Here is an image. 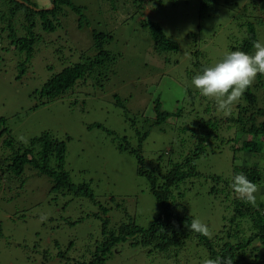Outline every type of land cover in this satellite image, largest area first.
I'll return each instance as SVG.
<instances>
[{"label":"rangeland","instance_id":"1","mask_svg":"<svg viewBox=\"0 0 264 264\" xmlns=\"http://www.w3.org/2000/svg\"><path fill=\"white\" fill-rule=\"evenodd\" d=\"M34 1L44 9L52 6L49 0ZM72 2L82 7L81 13L64 5L57 12L55 31L36 28L38 38L27 59L14 49L16 39L26 35L24 12L11 17V3L0 0V117L4 118L8 136L21 146L44 131L64 140V167L70 181L88 183L93 198L76 196L66 189L53 190L47 175L29 167L21 177L6 176L0 184V264H88L92 248L101 239L102 218H107L109 229L129 220L143 228L154 222L159 204L147 178L137 172L136 155L117 148L123 137L137 147L139 136L147 130L140 152L145 167L158 169L156 159L161 156L164 171L168 148L174 153L170 156L176 158L192 147L194 137L191 131L182 130L183 125L192 124L199 116L223 120L216 129V139L207 144V153L195 161L199 174L223 179L231 177L234 155H241V160L249 163L257 158L234 151L233 146L249 140L264 141L262 134H245L224 122L236 116L235 107L238 110V105L244 104V95L225 114L191 83L198 74L194 62L211 66L235 51L232 47L239 49L244 32L239 9L217 7L201 17L198 0ZM262 14L253 10L256 17L250 20L257 28L258 41L264 43ZM144 20L158 22L179 49L155 51ZM92 31L111 35L102 48L116 56L114 61L96 66L60 97L52 101L40 98L35 92L55 73L96 53ZM251 88L260 100L257 106L263 107L264 75H258ZM156 97L163 110L180 109V115L161 125L153 124ZM259 144L264 163V145ZM222 183L216 184L218 189L225 187ZM212 186L206 176L188 178L172 187L171 201L177 212L206 223L210 239L221 245L226 240L221 233L231 228L226 221L231 196L226 198L225 189L211 192ZM256 194L264 195V189L259 187ZM101 206L107 209L105 214ZM201 244L195 234L181 247L166 252L123 241L116 244L103 264H203L209 257ZM248 248L264 251L260 245ZM61 253L63 257L58 256Z\"/></svg>","mask_w":264,"mask_h":264},{"label":"trees","instance_id":"2","mask_svg":"<svg viewBox=\"0 0 264 264\" xmlns=\"http://www.w3.org/2000/svg\"><path fill=\"white\" fill-rule=\"evenodd\" d=\"M7 1L11 3L8 7L11 17L16 13L24 12L23 26L26 30V35L16 39L17 43L14 49L17 54L23 52L27 59L30 58L34 50L35 41L38 38L35 34L36 28L46 32L55 31L57 24H59L56 20L57 12L64 5L69 6L71 10L78 14L82 11V7L74 4L72 0H49V5L52 4L53 7L46 9H44V6L38 5L34 0ZM198 1L200 2L201 17L215 11L217 7L239 9L241 12L238 17L242 20L240 26L244 31L243 38L238 47L239 49H235L236 47H232V49L252 54L253 42L258 41V32L250 18L256 17V15H252L253 10L256 13L264 14V0H247L244 2L241 0ZM257 18L259 21L262 20L259 14ZM81 24L82 20L80 17L78 25L81 26ZM143 25L147 26L149 30L155 51L165 53L179 49L177 42L166 36L158 22L144 20ZM92 37L96 53L85 60L67 65L60 72L55 73L42 85L39 91L35 92L40 98L52 101L60 97L77 80L86 76L96 66L106 63V61H114L116 56L102 48V44L104 45L105 42L110 41L111 35L92 31ZM62 43L65 45L66 42L63 41ZM67 45L70 46L69 44ZM193 64L198 73H201L207 67L206 63L201 64L199 61ZM22 71L23 65L21 67ZM243 100L244 104H239L238 110L235 107L236 116L227 118L224 122L227 125L229 123L235 125L239 131L245 134L264 135V104L262 103L263 107H258L261 104L260 100H257V95L251 87L245 91ZM161 107L162 103L159 97H156L154 100L155 117L152 119L153 124L161 125L167 119L176 118L180 115V109L167 111ZM205 111L209 112V108L205 109ZM214 118L206 120L199 116L194 119L192 124L181 127L182 130L191 131V137H194L192 147L187 153L176 155V158L170 156V154L174 153L168 148V166L164 171L161 169V156L156 159L158 169L145 167L144 157L140 152L142 141L148 134L147 130L142 135L140 134L137 147H132L130 142L124 137L122 138L123 141L119 140L117 142V148L120 151L127 150L136 155L137 172L147 178L150 192L159 204V210L155 215L154 222L147 228L137 226L132 220H129L128 222H121L115 228L109 229L107 227V218H102L104 222L101 227V239L92 248L88 264H103L119 242L127 241L132 245L140 244L143 247L166 252L169 248L181 247L185 244L186 239L193 234L202 242L201 246L208 252V257L211 259L230 257L233 264H264V251L261 253L258 250L254 251V249L248 248L249 245H260L264 249V195L256 194L258 207H253L238 199L230 188L234 174L243 172L249 180L264 189V163L260 159L263 149L259 144L264 145V141L249 140L238 147L233 146L234 151H245L248 154L257 155V158L249 163L241 160V155H234L230 179H223L213 174L201 175L196 170L195 161L200 155L207 153V144L212 143V140L216 139L218 124L223 122V120ZM259 118L262 119L259 120ZM4 123V118L0 117V184L6 176L21 177L25 168L29 167L47 175L52 180L53 190L66 189L73 195L93 198L92 189L88 183L73 184L70 181L69 173L64 167L66 156V143L64 140L57 139L49 132L44 131L38 136L31 137L27 146H21V142L14 140L10 135L8 136L7 127H5ZM5 133L7 137L1 139V136ZM213 150L214 147L211 151ZM199 176H206L213 182L211 192L215 193L217 190L222 191L225 189L226 198L229 199L228 196H231L230 216L226 219L229 226L224 225L231 228L229 230L225 228L224 233H221L226 237V240H223L221 245H218L214 239L191 231L187 225H190L192 220L186 214L177 212L175 205L171 201L172 187L177 186L181 181L188 178H197ZM221 181H223L222 185H225V187L218 189L216 184ZM101 210L105 214L107 209L101 206ZM222 238L223 236H221ZM231 238L236 241H230ZM58 256L63 257V253ZM79 264L86 263L80 262Z\"/></svg>","mask_w":264,"mask_h":264},{"label":"clouds","instance_id":"3","mask_svg":"<svg viewBox=\"0 0 264 264\" xmlns=\"http://www.w3.org/2000/svg\"><path fill=\"white\" fill-rule=\"evenodd\" d=\"M253 48V54L240 50L230 51L192 78L194 88L201 96L213 100L218 112L229 113L232 107L240 102L257 76L264 75V43L254 41ZM230 188L238 199L258 207L256 193L259 187L243 172L234 174ZM187 227L195 233L211 238L209 226L199 219L193 218ZM203 264H233V261L230 257H217L204 259Z\"/></svg>","mask_w":264,"mask_h":264},{"label":"water","instance_id":"4","mask_svg":"<svg viewBox=\"0 0 264 264\" xmlns=\"http://www.w3.org/2000/svg\"><path fill=\"white\" fill-rule=\"evenodd\" d=\"M53 6H51V8H52Z\"/></svg>","mask_w":264,"mask_h":264}]
</instances>
